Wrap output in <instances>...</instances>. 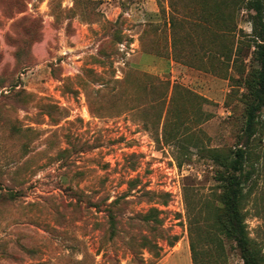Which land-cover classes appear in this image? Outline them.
Segmentation results:
<instances>
[{
	"label": "rangeland",
	"instance_id": "1",
	"mask_svg": "<svg viewBox=\"0 0 264 264\" xmlns=\"http://www.w3.org/2000/svg\"><path fill=\"white\" fill-rule=\"evenodd\" d=\"M201 1L0 0V264H192L188 218L218 202L202 150L241 143L257 66L248 11ZM257 119L243 211L264 253Z\"/></svg>",
	"mask_w": 264,
	"mask_h": 264
},
{
	"label": "trees",
	"instance_id": "2",
	"mask_svg": "<svg viewBox=\"0 0 264 264\" xmlns=\"http://www.w3.org/2000/svg\"><path fill=\"white\" fill-rule=\"evenodd\" d=\"M201 2L209 4L213 18L221 23L223 17L219 2L223 1ZM170 4L172 5L171 0ZM228 4L233 15L241 8L249 13L254 43L252 57L257 66L245 77V90L240 94L244 117L241 143L233 148L208 147L202 150L217 166L213 179L218 189L215 194L218 202L211 206L212 209L207 210L209 215L204 222L199 223L193 216L188 218V242L192 264H218L219 256L214 255V251L223 249V239L233 242L243 264H264L262 245L249 235L243 211V202L255 184V172L258 170L255 159L259 154L252 150L249 144L257 132L258 112L264 106V0H228ZM146 75L149 79L156 80L163 90L168 87L166 81L151 74ZM14 195L15 193H10V198ZM205 206L210 207L209 204ZM110 224L113 227L112 218ZM168 239V245H172L175 236ZM206 243L211 246L206 247ZM148 248L150 251L155 249V256H159L161 247L157 243L149 244Z\"/></svg>",
	"mask_w": 264,
	"mask_h": 264
}]
</instances>
